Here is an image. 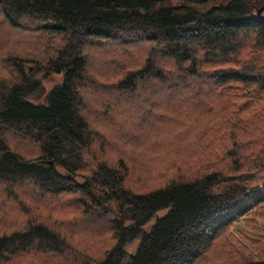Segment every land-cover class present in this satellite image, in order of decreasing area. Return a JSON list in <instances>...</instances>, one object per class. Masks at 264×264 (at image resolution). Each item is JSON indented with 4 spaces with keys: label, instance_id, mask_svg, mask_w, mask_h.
Here are the masks:
<instances>
[{
    "label": "trees",
    "instance_id": "obj_1",
    "mask_svg": "<svg viewBox=\"0 0 264 264\" xmlns=\"http://www.w3.org/2000/svg\"><path fill=\"white\" fill-rule=\"evenodd\" d=\"M262 6L0 0V192L30 184L42 201L74 205L22 210L19 225L0 230V264L29 254L36 264H72L88 245L68 225L88 220L104 223L92 264H212L220 234L264 203ZM111 45L133 50L132 58L91 68L88 53ZM49 74H61L60 83L43 103L30 101ZM117 98L134 136L108 141ZM135 99L148 110L146 130L134 121ZM258 255H239V264H264Z\"/></svg>",
    "mask_w": 264,
    "mask_h": 264
},
{
    "label": "rangeland",
    "instance_id": "obj_2",
    "mask_svg": "<svg viewBox=\"0 0 264 264\" xmlns=\"http://www.w3.org/2000/svg\"><path fill=\"white\" fill-rule=\"evenodd\" d=\"M132 53L133 50L121 49L114 45H111L110 47L99 48L92 54L88 53V59L90 61L89 65L91 68L106 71L111 69L112 65L116 62H119L123 59L132 58ZM33 66L34 64L31 62L24 64V68L27 69V71H31ZM42 75L43 72L39 73L38 77H42ZM6 76L7 72L0 63V78ZM60 81L61 74H49L46 79L43 80L42 92L38 93L35 97L30 98V101L34 103H43L50 89L59 84ZM92 97L96 101L101 100V97L98 95L94 94ZM122 103L125 102L123 101ZM96 107L97 106L95 103L92 102L89 108L90 112H92ZM133 107L138 109L136 112L132 111V115L137 117L134 119V121L141 124L143 130H146L148 126L145 125L142 117H146V119L149 118V116H147L144 112H148L147 108L145 107L144 103L140 104V101L137 99L133 101ZM120 111H123V109L121 107L120 98H117L115 99L111 110L113 123L109 126L110 130L106 129L110 135L104 137V139H107L108 141L110 139L116 141L117 137L122 139L123 137L129 138L134 136L132 133L127 134V126L126 123H124V119ZM138 135L139 134H136L135 137L137 138ZM114 136L115 139L112 138ZM12 137L13 136L8 137V142L13 143L18 148V150L24 153H29L31 151V144ZM137 157L142 158L140 155ZM137 163L139 165V159H137ZM17 191H19V193H17ZM54 202H59L60 205H63L64 209L72 210L74 207V205H69L67 200H40L38 198V194L35 191V187L31 186L30 184H25L15 189L12 196H7L0 192V230L17 226V224L19 225L25 219L22 210H29L30 208L37 207L39 208V210H37V214L41 215L43 214L44 210L48 209L47 205L53 204ZM44 215L46 216L47 214L44 213ZM55 224L57 225V223ZM102 224L104 223H91V221L88 220L86 222L79 223L74 227L72 225H68V230L75 233L74 238H76L78 245H88L87 254L76 255L75 258L77 261H73L72 264H92L97 256L96 253L100 250L99 244H94L93 240L97 237V232L103 233ZM63 227L65 228L66 226ZM59 228L63 230L62 227ZM224 238L232 246L233 249L228 246L231 248V251H228V247L224 244ZM215 242L216 244L214 243L213 247L217 245L218 250L215 255H209V259L213 261L212 264H239L241 260L239 255L243 257L246 255H253V258H262L258 254L262 252L264 255V203L260 205V207L255 208L253 212L250 213V215H248L246 218L239 219L227 227ZM222 244H224L225 247H222ZM135 246L136 242H132L127 245V252H133ZM66 255L68 256L65 258L71 260L70 256H73L72 251L66 252ZM215 258L218 259L214 261ZM44 259L47 260V264H54L53 257H44ZM31 261L36 264V261H34V255L29 254L14 259L10 264H30ZM63 264H70V261L64 262Z\"/></svg>",
    "mask_w": 264,
    "mask_h": 264
},
{
    "label": "water",
    "instance_id": "obj_3",
    "mask_svg": "<svg viewBox=\"0 0 264 264\" xmlns=\"http://www.w3.org/2000/svg\"><path fill=\"white\" fill-rule=\"evenodd\" d=\"M263 8H264V6H262L261 8H259V9L257 10V12H256L257 17L260 16V12L263 10ZM49 164H50V163H49Z\"/></svg>",
    "mask_w": 264,
    "mask_h": 264
}]
</instances>
